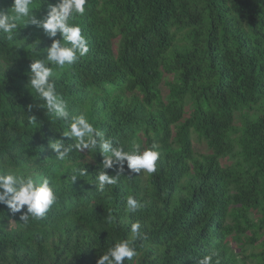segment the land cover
I'll return each instance as SVG.
<instances>
[{
  "label": "trees",
  "instance_id": "16d2710c",
  "mask_svg": "<svg viewBox=\"0 0 264 264\" xmlns=\"http://www.w3.org/2000/svg\"><path fill=\"white\" fill-rule=\"evenodd\" d=\"M55 3L34 0L33 14ZM72 22L89 51L55 69L57 91L114 146L158 144L157 170L107 169L119 177L99 191V149L58 160L50 142L74 143L70 121L27 84L32 59L61 36L31 23L12 40L0 33V171L50 178L58 197L27 224L0 204V264H97L136 222L125 264H198L212 251L220 264H264V0H87Z\"/></svg>",
  "mask_w": 264,
  "mask_h": 264
},
{
  "label": "clouds",
  "instance_id": "9594fccd",
  "mask_svg": "<svg viewBox=\"0 0 264 264\" xmlns=\"http://www.w3.org/2000/svg\"><path fill=\"white\" fill-rule=\"evenodd\" d=\"M87 0H57L49 4V10L43 19H37L33 14L34 0H13L8 11H0V33L6 34L12 40L21 24H33L43 29L49 38H56L58 33L61 39H52L51 46L47 48L46 59H32L27 87L35 91L43 101V107L61 121H70L69 131L64 137H69L74 143H65L58 139L50 142V148L56 153L58 160H65L73 149L88 152L99 149L103 154L102 169L96 176V188L103 191L106 185L117 182V176H110L107 169L116 166L119 173L127 169L133 173H155L157 161L160 158L159 145L153 143L150 148L141 150L139 145H134L131 151H126L122 146H114L110 137L106 138L102 131L97 130L85 114L72 115L68 102L57 91L55 69H63L73 65L80 57L89 51L87 38L79 24L72 21L77 14L85 12ZM35 50V49H34ZM31 111V109H29ZM33 115L32 119L35 120ZM72 181L79 176H86L87 169H74ZM57 191L50 178L39 181L31 175H21L15 171H0V204L8 206L10 211L21 213L20 219L27 224L29 218L41 219L51 206L57 201ZM143 207L134 196L127 197V208L135 212ZM131 236L120 240L103 253L97 264H125L137 255L135 241L141 237V224L131 225ZM218 253L212 251L198 261V264H220Z\"/></svg>",
  "mask_w": 264,
  "mask_h": 264
},
{
  "label": "rangeland",
  "instance_id": "374dc122",
  "mask_svg": "<svg viewBox=\"0 0 264 264\" xmlns=\"http://www.w3.org/2000/svg\"><path fill=\"white\" fill-rule=\"evenodd\" d=\"M194 143H195V146L194 147H195V151L196 152L203 153V154H206L208 152L206 145L203 142H199L198 141V138H196L195 136H194ZM233 246L235 248H237V245H233ZM246 249H247L248 254H249L250 251H252V249L249 248V247H246ZM237 250L239 251V249H237Z\"/></svg>",
  "mask_w": 264,
  "mask_h": 264
}]
</instances>
